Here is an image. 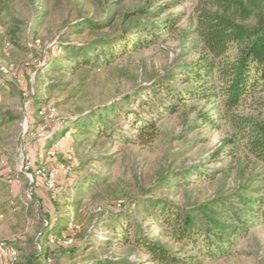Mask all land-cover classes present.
Listing matches in <instances>:
<instances>
[{"label": "rangeland", "instance_id": "374dc122", "mask_svg": "<svg viewBox=\"0 0 264 264\" xmlns=\"http://www.w3.org/2000/svg\"><path fill=\"white\" fill-rule=\"evenodd\" d=\"M112 1L0 0V8L7 9L0 13V181L9 182L7 187L0 185V210H4L0 244L16 249L13 264L77 261L59 253L57 243L47 244L39 236L43 213L53 215L52 198L60 205V215L73 212L65 203L78 202L81 230L77 236L67 234L73 245L88 237L92 245L86 253L145 264L140 262L144 257L129 247H94L110 238L103 229L102 219L107 217L103 214L145 200L147 191L158 182L176 185L150 196L176 204H200L250 185L264 189V164L251 155L234 125L235 120L246 118L264 120V92L243 98L232 108L220 97L186 102L177 113L156 121L157 136L148 145L78 135L48 147L51 136L66 121L88 117L199 58L202 45L195 34L196 22L200 12L208 9L209 0H172L177 4L166 16L178 15L177 25L148 49L127 54L98 70L48 73V61L61 53L55 46L89 41V31L74 35L73 27L85 20L104 19L105 4ZM118 1L114 5L119 16L141 2ZM48 85H53L50 91ZM43 101L48 106L38 114ZM53 104L59 106L52 109ZM198 115L209 118L212 125ZM191 122L198 126L189 128ZM115 128L126 140L134 139L125 122H118ZM226 140L227 153L218 151L215 159L207 160ZM233 142L238 147L230 153ZM205 174L210 179H203ZM185 177L189 185L181 184ZM72 186L84 187L82 195L75 196ZM254 222L230 256L215 261L200 258V264H264V218Z\"/></svg>", "mask_w": 264, "mask_h": 264}, {"label": "trees", "instance_id": "16d2710c", "mask_svg": "<svg viewBox=\"0 0 264 264\" xmlns=\"http://www.w3.org/2000/svg\"><path fill=\"white\" fill-rule=\"evenodd\" d=\"M164 1L141 0L123 10L120 16L114 5L120 1L106 3L104 19L85 20L73 27L74 35L89 31V41L81 45L58 43L55 48L61 53L48 61L46 71L72 74L82 68L98 70L127 54L148 49L160 37L174 31L180 18L178 15L166 16L177 3ZM262 2L264 0H209L208 9L200 12L196 22L195 34L202 45L196 61L155 78L149 86L91 112L88 117L66 121L51 136L48 147L63 140L65 134L95 140L118 139L120 143L122 140L127 143L139 141L148 145L157 136L156 121L177 113L186 102L220 97L228 108H232L243 98L264 92ZM5 11V7L0 8V13ZM51 88L53 85L46 86L47 91ZM142 94H146L144 98ZM47 106V101L40 103L38 114ZM58 106L53 104L52 109ZM197 117L212 125L209 118ZM120 121L129 126L133 140H126L115 128ZM234 125L251 155L264 164V120L246 118L235 120ZM197 126L191 122L189 128ZM234 142L230 153L237 150ZM227 143L229 141H223L207 160L215 159L218 151L226 154ZM203 179H210V175L205 174ZM188 180L185 177L181 184L189 185ZM0 185L7 187L9 182L0 181ZM175 185L158 182L147 191L149 196L145 200L103 214L107 216L102 219L103 229L110 238L93 244L94 247H129L144 257L140 262L145 264H200V258L215 261L230 256L236 242L254 226V220L264 218V189L260 186H246L200 204H176L166 198L150 196ZM70 189L79 197L85 188L72 186ZM77 203L74 200L65 203L67 209L73 207V212L60 215V205L52 198L53 215L43 213L41 239L44 238L47 244L57 243L59 253L70 261L77 259L73 264H137L125 258L112 261L101 259L94 252L86 253L92 245L88 237L77 239L73 245L68 235L74 232L77 236L82 227L76 213ZM3 211L0 210V215Z\"/></svg>", "mask_w": 264, "mask_h": 264}, {"label": "built area", "instance_id": "2783aa9c", "mask_svg": "<svg viewBox=\"0 0 264 264\" xmlns=\"http://www.w3.org/2000/svg\"><path fill=\"white\" fill-rule=\"evenodd\" d=\"M35 43L36 42H34L32 44H29L28 47L29 48L34 47ZM68 136H69L68 134H65L64 138L68 139ZM58 143L59 142L55 143L54 145L55 146H59ZM68 159L71 160L70 157H68ZM66 243H69V242H66ZM16 260H17V251H16V249L14 247H11L10 245L0 244V264H3L4 262L13 264V263L16 262Z\"/></svg>", "mask_w": 264, "mask_h": 264}]
</instances>
